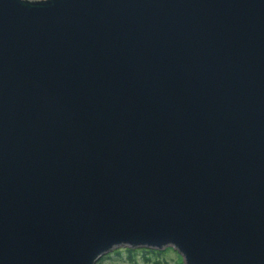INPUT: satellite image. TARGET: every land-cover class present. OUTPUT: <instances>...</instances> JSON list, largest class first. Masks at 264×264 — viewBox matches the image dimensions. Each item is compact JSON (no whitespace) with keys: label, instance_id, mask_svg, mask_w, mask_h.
Listing matches in <instances>:
<instances>
[{"label":"water","instance_id":"1","mask_svg":"<svg viewBox=\"0 0 264 264\" xmlns=\"http://www.w3.org/2000/svg\"><path fill=\"white\" fill-rule=\"evenodd\" d=\"M169 245L264 264V0H0V264Z\"/></svg>","mask_w":264,"mask_h":264},{"label":"rangeland","instance_id":"2","mask_svg":"<svg viewBox=\"0 0 264 264\" xmlns=\"http://www.w3.org/2000/svg\"><path fill=\"white\" fill-rule=\"evenodd\" d=\"M115 249L103 255L96 264H185L184 256L180 251H177L170 245L162 248L161 253L151 254V259H149V261H147L142 255H137L136 261L131 260L126 256L121 257L120 255L113 253ZM109 254L111 255L109 256ZM156 260H158L157 263Z\"/></svg>","mask_w":264,"mask_h":264},{"label":"trees","instance_id":"3","mask_svg":"<svg viewBox=\"0 0 264 264\" xmlns=\"http://www.w3.org/2000/svg\"><path fill=\"white\" fill-rule=\"evenodd\" d=\"M161 249H155V248H146V247H131V246H125V247H119L114 250L113 253L120 255L121 257H128L131 260L136 261L137 255H142L147 261L151 259V254H158L161 253ZM111 254H109L110 256ZM158 260H156V263Z\"/></svg>","mask_w":264,"mask_h":264}]
</instances>
